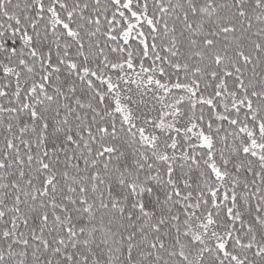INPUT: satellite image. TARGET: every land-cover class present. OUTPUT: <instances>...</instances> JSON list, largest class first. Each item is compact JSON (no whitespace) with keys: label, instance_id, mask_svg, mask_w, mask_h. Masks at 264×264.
<instances>
[{"label":"snow or ice","instance_id":"1","mask_svg":"<svg viewBox=\"0 0 264 264\" xmlns=\"http://www.w3.org/2000/svg\"><path fill=\"white\" fill-rule=\"evenodd\" d=\"M0 264H264V0H0Z\"/></svg>","mask_w":264,"mask_h":264}]
</instances>
